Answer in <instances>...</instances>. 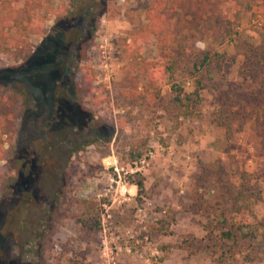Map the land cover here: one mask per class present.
Here are the masks:
<instances>
[{"label": "rangeland", "instance_id": "374dc122", "mask_svg": "<svg viewBox=\"0 0 264 264\" xmlns=\"http://www.w3.org/2000/svg\"><path fill=\"white\" fill-rule=\"evenodd\" d=\"M70 1H0V19L17 6L41 28L19 37L8 27L0 45V85L24 89L33 104L1 163L16 180L0 196V264H105L104 242L113 236L120 238V264H221L205 249L210 221L202 202L228 200L230 207L242 192L247 202L232 221L263 249L252 261L238 256L226 264H264V229L255 228L264 224V120L253 111L264 67L253 61V75L244 74L238 50V38L261 44L264 0L250 10L217 4L234 38L195 35L181 23L182 46L214 62L197 77L205 86L199 94L192 64L148 82L142 59L156 57L158 47L140 28L149 20L139 0L90 1L91 9L77 13ZM213 8L215 1H202L199 9ZM78 38L88 41L84 60L74 48ZM78 85L91 90L83 104L75 98ZM218 114L231 123L228 133L216 124ZM131 146L141 158L132 159ZM13 160L22 162L19 170ZM115 161L129 172L122 176L133 197L112 206L114 234H105L102 204L116 194ZM138 180L142 195L131 184Z\"/></svg>", "mask_w": 264, "mask_h": 264}, {"label": "trees", "instance_id": "16d2710c", "mask_svg": "<svg viewBox=\"0 0 264 264\" xmlns=\"http://www.w3.org/2000/svg\"><path fill=\"white\" fill-rule=\"evenodd\" d=\"M90 1L94 2L95 0H71L69 6L75 11L74 13H77L85 7L91 9V6L88 5ZM139 1L140 7L146 12L147 19L149 20L148 25H142L140 28L156 38L158 47V55L156 57L142 59L144 74L148 82L151 85L163 82L166 78L174 77L179 71L184 69L185 65L192 64V68L189 71L191 76L196 77V92L198 94L205 88L202 80L198 79L205 76H199L201 69L210 68L214 62L209 55L203 57L198 55L192 56L190 51L182 46V43L177 39L183 37V34H179V30L183 27L181 23H186L189 30L194 31L195 35H204L205 32H210L213 38H234L235 33L232 32L234 29L230 26L232 24L223 19V11L217 8V4L228 7L246 4L247 9L250 10L254 4L260 2V0ZM202 1H215L216 9L213 8L203 14L202 11L204 10L199 9L202 6ZM8 27L15 28L19 37H22L26 33L41 32L38 20L32 14L17 6L8 8L7 14L0 19V45H3L7 38H9V34L5 33ZM260 34L262 35V42L259 46L252 45L246 39L238 38V50L243 56L242 71L244 74L253 75L251 68V65L254 66L253 61H256V65L260 64L261 67H264V28ZM87 47L88 41L84 42L83 38L77 39L74 48L81 60L86 59ZM219 58L225 61V57L219 56ZM218 63V66H220L221 62L218 61ZM210 71V69H207L208 75ZM84 90L80 85L76 86L74 90L76 101L80 104H83L87 95H90L91 90L87 85L84 87ZM158 95L156 94V96ZM255 96L258 100L254 104L253 111L259 113L264 120V81L259 85ZM186 98L189 97L186 96ZM182 100L181 96L178 95L176 101L182 103ZM32 108V101L24 89L16 86L4 87L0 85V196L3 192L9 191L16 180V177L8 172V163L1 164L7 160L5 156L7 153L5 144L8 143L13 148V139L20 131V117ZM226 109L222 107L220 114H223ZM222 119L221 115L218 114L215 122L221 129L226 131L231 123H226ZM226 133L228 132L226 131ZM135 152V146H131L129 154L132 159L141 158L142 153ZM13 163V170H19L22 162L20 160H13ZM135 185L138 187L139 195H142L145 191L143 181L138 180L135 182ZM245 198H248L245 192L237 194L233 198L230 207H228V200H226V203L223 200H218L213 205H210L208 202H202L204 209L208 211V219L210 221L208 222L209 226H204L207 233L203 240L207 242L205 249L211 253L218 263L226 264L238 256L244 257L245 261H252L253 255L263 249V245L261 244L255 247V243L253 242L255 237H253L251 230L250 233H244L243 228L235 226L232 221V215L238 213L242 207V203L247 202ZM256 201H260V199L256 198ZM211 216H213L212 220ZM255 223L257 225L255 226L256 231H259L261 228L264 229L263 222L256 221ZM95 227L94 231L100 229V221H97ZM247 240L249 241L248 245H243V242ZM71 263L70 261L69 264ZM72 264L80 263L73 262Z\"/></svg>", "mask_w": 264, "mask_h": 264}, {"label": "built area", "instance_id": "2783aa9c", "mask_svg": "<svg viewBox=\"0 0 264 264\" xmlns=\"http://www.w3.org/2000/svg\"><path fill=\"white\" fill-rule=\"evenodd\" d=\"M104 46H102L103 48ZM141 163H145V160H142ZM113 169L118 175V181L112 180V183H116V190H115V196L112 199V202L110 205L103 203L102 208L105 210L103 214V231L105 234L107 233H113L114 227H113V214L111 212L112 206L119 202L120 204H125L132 200V195L130 192V188L127 184L123 181V173L129 174L128 171H124L123 169H120L118 166V162L115 161L114 163H111ZM122 170V173H121ZM131 173H134V170L131 171ZM126 178V177H125ZM135 185V182L131 183ZM136 186V185H135ZM137 187V186H136ZM138 188V187H137ZM114 190L113 184L110 185L109 192L111 190ZM141 211V210H140ZM114 234V233H113ZM127 235L129 236V239H133L132 232L129 230L127 231ZM112 242L108 244L107 242H104V249H103V257L105 259V264H120L119 262V252L121 251V247L119 246V236H113L111 238ZM126 251L129 254L134 255V253L138 254L139 252H134L133 249L130 246H126ZM145 264H151V261L148 259L145 261Z\"/></svg>", "mask_w": 264, "mask_h": 264}]
</instances>
